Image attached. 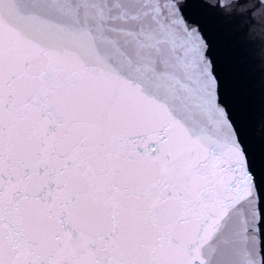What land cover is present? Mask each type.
Listing matches in <instances>:
<instances>
[{
	"label": "snow or ice",
	"instance_id": "snow-or-ice-1",
	"mask_svg": "<svg viewBox=\"0 0 264 264\" xmlns=\"http://www.w3.org/2000/svg\"><path fill=\"white\" fill-rule=\"evenodd\" d=\"M264 0H0V264H264Z\"/></svg>",
	"mask_w": 264,
	"mask_h": 264
}]
</instances>
